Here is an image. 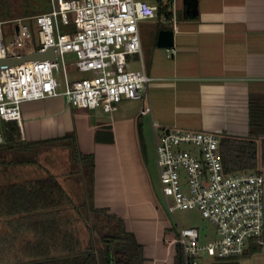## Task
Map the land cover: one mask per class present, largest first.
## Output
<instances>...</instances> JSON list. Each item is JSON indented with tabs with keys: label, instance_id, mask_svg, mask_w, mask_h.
<instances>
[{
	"label": "crops",
	"instance_id": "crops-1",
	"mask_svg": "<svg viewBox=\"0 0 264 264\" xmlns=\"http://www.w3.org/2000/svg\"><path fill=\"white\" fill-rule=\"evenodd\" d=\"M173 11L175 24L151 19L156 22L148 25L145 38L142 31L146 27L142 25L141 31L139 25L142 56H129L127 67L144 68L150 78L142 100L123 101L111 114L74 108L65 98L26 103L22 108L27 135L35 140L58 139L53 146L62 154L66 152V159L73 145L87 153L93 144L98 180L94 182V195L108 205L95 206L110 210V204L131 207L139 219L134 226L120 217L145 246L147 264H174L176 246L170 241L177 235V220L174 218L172 224L166 221L170 214L160 189L155 190L153 170L157 181L159 173L157 163L151 165L146 134H152L154 149L155 135L174 128L246 137L250 96L264 94V0H175ZM180 12L182 18H178ZM162 30L174 31L170 49L157 45ZM144 107L150 112L142 115ZM54 118L60 120L58 130L52 125L45 128L44 120ZM32 122L37 126L30 128ZM65 136L72 138L65 140ZM79 167L83 170L88 165ZM206 222L209 225L203 228L194 226L201 243L208 237L216 238L213 225ZM254 253L257 251L252 248L240 258L204 259L201 264H239Z\"/></svg>",
	"mask_w": 264,
	"mask_h": 264
},
{
	"label": "built area",
	"instance_id": "built-area-1",
	"mask_svg": "<svg viewBox=\"0 0 264 264\" xmlns=\"http://www.w3.org/2000/svg\"><path fill=\"white\" fill-rule=\"evenodd\" d=\"M49 5L45 13L0 21V59L49 48L58 57L57 63L0 68V145L6 123L16 122L23 131L26 103L64 97L74 108L111 114L123 101L142 100L150 81L144 68L131 70L127 64L129 56H142L139 23L158 19L157 5L144 0H49ZM73 54L78 72L89 76L69 83L65 56ZM61 71L63 92L56 77ZM149 112L144 107L141 114ZM155 149L167 212L174 217L176 211H197L216 233L215 239L201 243L197 228L180 227L176 221L177 235L170 244L181 247L183 264L236 259L264 247L261 170L226 173L220 136L210 132L174 128L157 133Z\"/></svg>",
	"mask_w": 264,
	"mask_h": 264
},
{
	"label": "trees",
	"instance_id": "trees-1",
	"mask_svg": "<svg viewBox=\"0 0 264 264\" xmlns=\"http://www.w3.org/2000/svg\"><path fill=\"white\" fill-rule=\"evenodd\" d=\"M153 4L158 6V21L166 17L167 23H172L174 0H153ZM138 127L145 157L146 146ZM249 127L246 137L220 136V156L226 173L262 169L264 174V94L250 96ZM3 131L0 264H147L145 246L127 230L122 217L109 208H97L94 201L76 203L65 185L73 175L59 174L54 166H46L42 154L52 150L55 139L35 140L27 135L25 124L22 132L16 122L6 123ZM93 147L91 144L83 153L73 145L64 165L76 164L80 168L89 163L94 171ZM255 251L260 252L261 247ZM174 264H183L179 246Z\"/></svg>",
	"mask_w": 264,
	"mask_h": 264
},
{
	"label": "rangeland",
	"instance_id": "rangeland-1",
	"mask_svg": "<svg viewBox=\"0 0 264 264\" xmlns=\"http://www.w3.org/2000/svg\"><path fill=\"white\" fill-rule=\"evenodd\" d=\"M144 1H147L150 4H153V0H144ZM49 6H50L49 0H0V20H2V19L10 20V19L17 18V17H28L31 15L45 13L49 10ZM178 18H182V12H180L178 14ZM155 22H156V20H144V21L139 23L141 31H142V25H143V27H146L145 30L143 29V31H142L143 38H145V33L148 32L150 29L148 27V25L151 23H155ZM147 37H148V35H146V38ZM75 59H76V56L74 54L65 56L67 78L69 80V83H73L74 81H78V80H81V79L89 76V74L78 72L77 68L73 65L75 62ZM62 70H63V68H62ZM56 77H57L58 81L61 83L60 92L65 91L66 90V88H65V73L63 71H61V73L57 74ZM63 98L64 97H59L55 100L63 101ZM55 100H46V101L50 102V101H55ZM46 101H44V102H46ZM57 119L58 118L44 120L45 123H43V124H46L45 128L48 125H52V126H54L55 131H57L58 130L57 125L60 122V120L57 121ZM247 122H248V132H249L250 131L249 119ZM39 125H42L41 122L39 123ZM32 126H34V127L37 126L36 122H32V124H30V128ZM46 131H48V133H49V130H46ZM51 132H53V131H51ZM203 132H207V131H203ZM209 132L214 133V131H209ZM214 134H216V133H214ZM216 135H218V134H216ZM218 136H220V135H218ZM47 138L48 137H44V139H47ZM145 138H146V143L148 146V151L150 154L151 165H155L157 163V159H156L157 155H156V152L154 149L152 134L150 132H148L146 134ZM69 145H70V143H69ZM56 147L57 146H53L51 151L50 150H44V154H42V160L47 164L46 166H48L49 168L54 166L55 170L58 171L57 173H59V174H64V173L69 174L70 173L71 175H73L72 176L73 178L70 180L67 179L68 181L65 184L66 187L68 188V190H70L69 193L72 196L73 200L78 204L79 203H82V204L90 203V202L94 201V205L96 204L97 206H102V207L108 206V205H106L107 201L99 200V199H97V197L95 198L94 193H93V195H91V192H90V190H92L91 184L94 183L95 180H97V174L95 177V170L93 171V168L91 167V165L88 163V167L86 169H83V170L76 167V164L69 165L66 163L67 164V167H66V164L64 165L63 163L66 159L67 153L65 152V154H62V151L57 150ZM46 148L51 149V146H47ZM261 171H262V169H261ZM88 172L90 173V175H88ZM77 174H78V176H77ZM153 174H154V180L156 182V189L155 190L157 192H159V189L161 191V187H160L159 181H157V179H158L157 172H155L153 170ZM97 182H98V180H97ZM63 183H64V181H63ZM109 206L112 207L111 208L112 213L119 215V216L120 215L124 216L126 218V220L129 221L130 224H133V226L135 225V222H137L139 220L137 217H135L132 214V212L130 211L131 207H129V206L123 207V208H121L120 206H113L111 204ZM166 217H167L166 221L168 223L172 224L174 222V218H175L178 221L179 225L181 227H185V228L194 227V226H198L199 228H203V227L209 225V224H207V222L205 220H203L200 217L198 212L176 211L174 213V217L172 215H169V216L167 215ZM209 227L210 226H208V228ZM142 238H144V237H142ZM169 238H171V234L168 235L167 240ZM213 239H214V237H208V239H206V242L212 241ZM239 264H264V249L260 252L251 254V256H249V257L241 259L239 261Z\"/></svg>",
	"mask_w": 264,
	"mask_h": 264
},
{
	"label": "water",
	"instance_id": "water-1",
	"mask_svg": "<svg viewBox=\"0 0 264 264\" xmlns=\"http://www.w3.org/2000/svg\"><path fill=\"white\" fill-rule=\"evenodd\" d=\"M157 45L159 48L170 49L174 46V31L162 30L159 33ZM50 61L57 63L58 57L55 48H49L44 52H35L29 56H22L15 59H0V68L2 67H15L30 62Z\"/></svg>",
	"mask_w": 264,
	"mask_h": 264
}]
</instances>
